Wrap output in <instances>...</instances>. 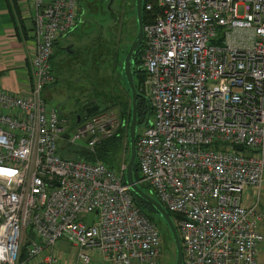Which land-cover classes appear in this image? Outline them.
<instances>
[{
	"label": "built area",
	"instance_id": "obj_1",
	"mask_svg": "<svg viewBox=\"0 0 264 264\" xmlns=\"http://www.w3.org/2000/svg\"><path fill=\"white\" fill-rule=\"evenodd\" d=\"M31 6L25 91L0 90V264H61L51 250L60 236L74 247L73 264H93L91 248L108 264H159L160 231L124 183L125 163L59 152L60 139L93 151L125 122L98 112L65 127L41 94L54 81L53 43L75 26L79 0ZM142 9L150 115L135 136V181L176 214L182 264H255L264 0H146Z\"/></svg>",
	"mask_w": 264,
	"mask_h": 264
},
{
	"label": "rangeland",
	"instance_id": "obj_2",
	"mask_svg": "<svg viewBox=\"0 0 264 264\" xmlns=\"http://www.w3.org/2000/svg\"><path fill=\"white\" fill-rule=\"evenodd\" d=\"M127 1L124 6L121 0H114L112 4L119 19L113 22L111 16L102 8L101 10L92 3L91 0H80L77 12V26L66 37L58 40V45L54 49L51 57V72L54 76V81L47 85L41 92L47 105L55 108L59 117L64 120L63 125L70 127L73 123L72 117L75 113L80 112L83 104L91 102L96 98L101 97L102 100L105 94H111L112 79L110 78L111 68L114 60L111 59L100 61L104 56L96 57L97 50L101 43L109 45L108 53L111 52V45H117L118 49L121 45H126L131 41L134 30L136 28L134 9L132 11V0ZM238 13H241V8L238 7ZM96 35H100L101 43L96 45ZM211 44H221L220 42H209ZM66 46H70V51L66 50ZM103 54V56H102ZM105 77V78H104ZM112 77V76H111ZM116 91L118 88L116 87ZM146 95H148L147 86L144 87ZM105 101V100H104ZM101 103H104L101 101ZM104 105V104H102ZM103 106L100 105V108ZM79 108V109H78ZM74 110V111H73ZM110 112L117 118L116 108L112 107L105 111ZM119 120H121L119 118ZM142 128V127H141ZM141 128H137L139 131ZM58 144L66 145L64 139L58 140ZM81 140L76 141V144L68 146L82 145ZM122 144L118 150L117 158L121 161L126 148ZM61 149V148H60ZM264 180L258 190L257 196L252 195V198H257L259 204L263 200ZM251 194V190H249ZM95 217V213L89 212L83 214V220L88 222ZM54 254L61 256V261L74 262V247L66 238L58 237L51 246ZM91 259H95L98 264H108L102 261L98 251L95 248L90 250ZM174 245L166 242L163 232L160 231V254L158 257L159 264H172L174 260Z\"/></svg>",
	"mask_w": 264,
	"mask_h": 264
},
{
	"label": "trees",
	"instance_id": "obj_3",
	"mask_svg": "<svg viewBox=\"0 0 264 264\" xmlns=\"http://www.w3.org/2000/svg\"><path fill=\"white\" fill-rule=\"evenodd\" d=\"M144 1L146 0H143V2ZM131 8L133 11V0L131 3ZM144 20H145V12L142 9V21L144 22ZM135 31L136 28L134 32ZM100 43H101L100 37H98L95 44L98 45ZM129 43L130 42H128L126 45L125 44L121 45L119 49L116 44H114V46L111 45L110 53H108L109 45H105L104 43H101V45H99L100 47L97 50L98 53L96 57L101 56L102 52L104 54V56L102 54L103 56L102 58L104 59H101L100 61L107 60V62H109L111 59H115L114 60L115 64L111 68L112 77L110 76V78L112 79V85L110 86L111 94L109 95L105 94V96L102 97L103 98L102 100H100L101 97L96 98L98 97L96 96L93 101L83 104L80 108V112L72 117L73 122L76 123L77 121L82 120L84 117L88 115H92L94 113H98L100 111H105L112 107H115L117 111L116 112L117 116L125 122V128L119 130L118 134H113L112 136L101 140L98 144H95V146L93 147V151H89L86 148L78 145L71 147L67 145L64 146L60 145L59 152L61 155L63 156L76 155V156H80L85 160H93L95 158H98L99 160L104 162L107 166L114 168L117 167L120 162H124V163L126 162L128 157V142L126 136V130H127L126 128L129 119L130 104H129V91L121 71V63H122L123 55L125 54ZM141 52H142V44L140 42L137 45L135 53L132 58L131 71H132L135 88L139 93L147 97L143 86L144 71L140 66ZM116 87L118 88L117 91L115 90ZM101 101H103L104 103H101ZM135 102H136V124H137V128H141V123L143 122V119L146 114L145 100L142 96H138ZM100 105L103 107L100 108ZM76 116L78 117L77 121H76ZM137 130L138 129H136V135L138 134ZM122 144H124L123 147L126 148V153L124 154L121 161H118L117 154ZM132 175L134 180L138 179V169H137L136 160H134L132 165ZM139 185L145 192L149 193L152 197H154L153 194L150 192L147 184L139 182ZM130 193L132 195L134 202L139 207V209L157 225L159 231L163 232L165 241L172 243L170 232L168 228L165 226L164 221L159 216V214L140 196H138L137 194L131 191ZM168 213L174 223L176 214L170 211H168Z\"/></svg>",
	"mask_w": 264,
	"mask_h": 264
},
{
	"label": "crops",
	"instance_id": "obj_4",
	"mask_svg": "<svg viewBox=\"0 0 264 264\" xmlns=\"http://www.w3.org/2000/svg\"><path fill=\"white\" fill-rule=\"evenodd\" d=\"M31 15V0H0V90L16 94L25 91L32 35ZM77 21L70 31L60 35L54 41L52 54L58 45V40L71 33L76 28ZM52 54L49 57L50 65ZM249 190L247 189L248 194L250 193ZM257 207L262 212V217L259 221L261 239L256 246L255 264H264V187L262 203L259 204L257 201ZM92 260L93 264H98L95 259ZM102 261L107 263L104 259ZM60 262L61 264H69L70 261L64 262L60 259Z\"/></svg>",
	"mask_w": 264,
	"mask_h": 264
},
{
	"label": "water",
	"instance_id": "obj_5",
	"mask_svg": "<svg viewBox=\"0 0 264 264\" xmlns=\"http://www.w3.org/2000/svg\"><path fill=\"white\" fill-rule=\"evenodd\" d=\"M142 2L143 0H133V9H134V18L136 23V31L133 35L125 54L122 58L121 63V71L124 76L128 91H129V104H130V110H129V119L127 123V130H126V136H127V142H128V157L124 165L123 170V181L129 188V190L138 196H140L142 199H144L163 219L165 226L168 228L170 232V236L172 239V243L174 245V260L172 264H182V250L180 245V239L177 233V230L175 228V225L168 213V211L163 207V205L154 197H152L149 193L145 192L140 185L134 180L132 175V165L135 160V136H136V98L138 96H142L145 100L146 105V114L143 119V122L141 123V127L145 128L149 125V115H150V105L148 101V97L142 95L137 91L135 88L134 82H133V76L131 71V63L132 58L135 53L137 45L142 40ZM66 50L70 51L69 46L65 48ZM78 120V117L76 116V121ZM62 138H66L67 134L62 133Z\"/></svg>",
	"mask_w": 264,
	"mask_h": 264
},
{
	"label": "flooded vegetation",
	"instance_id": "obj_6",
	"mask_svg": "<svg viewBox=\"0 0 264 264\" xmlns=\"http://www.w3.org/2000/svg\"><path fill=\"white\" fill-rule=\"evenodd\" d=\"M92 3L95 4V6L99 8L100 10L104 8V10L113 19V22L119 19L118 13L116 12V10L114 9L112 5L114 3V0H91V5ZM121 4L125 6L127 4V1L123 2V0H121ZM98 37H100V35H96V39ZM101 37H100V40H101ZM72 124H74V122Z\"/></svg>",
	"mask_w": 264,
	"mask_h": 264
},
{
	"label": "clouds",
	"instance_id": "obj_7",
	"mask_svg": "<svg viewBox=\"0 0 264 264\" xmlns=\"http://www.w3.org/2000/svg\"><path fill=\"white\" fill-rule=\"evenodd\" d=\"M2 252H3V250L0 249V259H3L4 258L3 255H2Z\"/></svg>",
	"mask_w": 264,
	"mask_h": 264
}]
</instances>
